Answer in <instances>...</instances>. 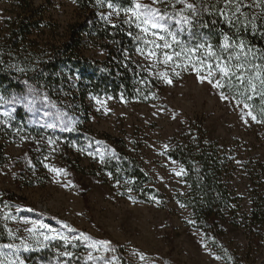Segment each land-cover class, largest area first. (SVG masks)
Segmentation results:
<instances>
[{
    "label": "rangeland",
    "instance_id": "1",
    "mask_svg": "<svg viewBox=\"0 0 264 264\" xmlns=\"http://www.w3.org/2000/svg\"><path fill=\"white\" fill-rule=\"evenodd\" d=\"M138 2L151 4L152 0ZM35 5L43 8L48 25L42 26L40 43L57 33H52L53 26L62 31L81 20L82 12L70 0H35ZM104 6L110 22L131 17V13L117 15ZM12 9L10 1L0 0L1 19L11 15ZM3 29L0 22V34ZM86 53L98 60L106 57L98 46ZM137 56L153 68L152 76L159 79L157 88L147 102L91 97L87 101L90 121L75 115L63 122L85 132L87 141L81 137L68 143L56 114L39 103L32 111L24 104L8 103L9 99L0 103V195L12 197L0 204V224L6 234L28 248H46L47 264H264V244L250 248L247 231L252 227L247 218L252 192L264 194V122L244 115L248 110L242 111L238 99L222 100L221 90L206 80L201 83L190 67H177L187 63L182 58L165 65L162 55L159 63L155 56ZM15 105L24 109L27 123L36 132L15 125ZM49 123L57 127H46ZM197 135L215 142L229 161L227 181L236 198L232 209L237 218L231 215L220 224L222 243L201 228L184 204L187 173L170 156L177 142L191 141ZM114 139L123 141V150L139 160L152 178L149 187L166 195L164 200L153 193L142 200L128 180H113L104 163L110 151L104 142L111 144ZM254 228L263 235L264 225L257 223ZM45 235L57 238L46 241ZM94 241L110 244L92 247ZM115 248L122 249L125 262L115 255ZM3 251L11 256L8 249Z\"/></svg>",
    "mask_w": 264,
    "mask_h": 264
},
{
    "label": "trees",
    "instance_id": "2",
    "mask_svg": "<svg viewBox=\"0 0 264 264\" xmlns=\"http://www.w3.org/2000/svg\"><path fill=\"white\" fill-rule=\"evenodd\" d=\"M7 1L13 6L11 15L4 19L0 17V22L5 26L0 34V96H3L4 100H11L13 96L28 95L31 89L33 94L40 98L38 103L54 112L60 124L70 121V117L75 115L88 122L90 112L87 109V101L91 97L147 102L150 94L157 88L159 79L152 76L153 68L143 63L137 56L141 54L137 51L138 48L145 52L152 48V44L144 42L145 39L154 40L150 36L145 37L135 23L125 22L130 18L122 16L114 22L107 20L104 11L106 3H97V0H75L74 3L70 0L74 7L82 12L81 20L69 23L62 31H59V27L53 26L52 33H57L42 39L40 43L37 38L44 32L42 26H48L44 19L43 8L36 6L35 0ZM111 2L122 8L133 5V0H111ZM205 2L223 8V0H219V3L218 0H205ZM244 3L251 5L253 0H244ZM176 7L180 9L183 5ZM242 12L249 16L253 13L259 15L261 9L247 7L242 8ZM198 19H202L207 26L198 23L194 31L216 46L218 54L227 55V52H221L219 48L224 43V34H227L236 42L243 41L252 52L264 57V34H262L264 27L256 31H253L250 25L244 26L243 23L230 27L223 17L215 14V10L214 14L203 13ZM240 19L243 21L244 17ZM258 23H264V15H260ZM178 39L187 43L189 47L196 42L190 38L187 31L181 33ZM157 43L162 44L163 41ZM97 46L104 51L106 55L104 60L87 55L86 52L90 48ZM172 49L181 50L175 44L172 45ZM172 49H157V51L171 55ZM251 55L252 53H249L250 60ZM256 63L264 65V58H258ZM168 64L174 63L169 61ZM246 67L250 68L251 65ZM257 86L259 92L258 81ZM224 91L238 100L241 99L236 87L231 90L225 88ZM45 96L50 103L43 102ZM245 102L252 106L251 110L258 119L264 120V111H262L264 98L257 94L253 99ZM14 108L15 125L26 132H36L35 127L27 123V113L24 109L18 105ZM64 135L68 143L81 137L86 141L89 139L85 132L76 128L66 131ZM185 140L181 143L177 142L170 152V156L180 162L187 173L188 195L183 202L192 210L201 228L211 232L216 240L222 243L220 224L228 221L231 215L237 218L236 211L232 209L236 198L230 189V182L227 181L228 158L210 139L197 135L191 141ZM109 143V141L104 142L105 149L110 148L109 153L105 155L104 163L113 180L121 181L123 178L128 180L142 200H148L147 193H153L154 196L164 200L166 195L149 187L152 178L144 171L139 160L123 150L121 147L123 141L114 139L111 144ZM250 199L251 211L247 218L252 227L247 229L248 243L250 248H255L264 244V233L261 235L259 230L254 228L257 223L264 225V194L254 190ZM7 200H12L11 195L5 196V193L4 196L0 195V204ZM7 244L18 246V255L24 264H47L46 248H28L23 243H14L0 224V245ZM115 255L125 262L121 248H115ZM235 260L242 261L239 257H235Z\"/></svg>",
    "mask_w": 264,
    "mask_h": 264
},
{
    "label": "snow or ice",
    "instance_id": "3",
    "mask_svg": "<svg viewBox=\"0 0 264 264\" xmlns=\"http://www.w3.org/2000/svg\"><path fill=\"white\" fill-rule=\"evenodd\" d=\"M75 3V0H73ZM97 3H106L109 9H113L117 15L120 11L131 13L129 20L126 23H135V26L145 34V37L150 35L156 38L157 41H163V43H157L155 41H149L145 39L146 44H152L154 49H172V45L175 44L181 50L176 51L172 49V54L169 55L167 52L158 53L153 51L152 48L145 50L137 49L141 55L147 57H157L159 63V55H163V63L168 64L169 61L176 63L174 57L182 58L187 61L186 64H176L177 67H183L188 70L190 67L197 74V77L201 83L207 81L208 84L214 88L221 90L220 97L222 100H233L235 96H228L224 89L231 90L233 87L238 89V94L241 99L237 100V105L243 104V109L248 111L244 115L251 117L252 121L262 123L264 120L258 119L257 115L251 110L252 106L245 102L246 100L253 99V96L259 94L264 98V65L256 63L258 58H264L259 54L252 52V49L248 48L243 41L236 42L232 37L224 34V43L219 48L221 52H227V55H220L216 51V46L211 44L206 37L199 36L194 29L196 25L204 24L202 19H198L203 13L220 15L229 24L230 27H234L237 23H243L244 26H251L253 31H256L260 27H264V23H258L260 15H264V0H253L251 5L245 4L244 0H223V8H217L216 5H210L205 0H152L151 4H143L138 0H133V5L127 9L115 8L111 0H97ZM219 3V0H218ZM157 5H160L158 7ZM176 5H183L182 8L177 9ZM247 7H258L261 9V14L253 13L251 16L242 12V8ZM112 13H109L111 15ZM241 17L244 20L241 21ZM175 29V31H174ZM187 31L190 38L196 41L191 47L187 43L178 39L181 33ZM264 34V33H262ZM203 50V55H200ZM249 53H252L251 60L249 59ZM251 65V67H246ZM206 72L207 75L202 73ZM218 74V78L217 75ZM167 83L171 84V79H168L166 73H162ZM179 75V73H177ZM257 81L259 82V92L257 91ZM243 89V91H239ZM39 97L33 94L30 89L28 95L24 96H13L8 103L11 104H24L28 111H32L37 105ZM5 102L4 97L0 96V103ZM43 102L50 103L48 98L45 96ZM99 102V101H98ZM54 106V105H53ZM15 109L13 108V111ZM39 111V109H37ZM264 111V110H262ZM3 115L8 116V112H4ZM45 116H48V112H44ZM247 123V121H245ZM49 128L57 127L55 123H49L46 125ZM62 131L74 130V125L69 126L67 123L62 122ZM51 143V141H50ZM91 155V153H90ZM101 162H103V155L100 156ZM57 173L63 172V169H53ZM183 171V170H182ZM180 173H177L179 175ZM71 183V182H69ZM183 207V205H181ZM190 223H194L190 221ZM40 227H46L41 225ZM81 235H84L83 233ZM59 236V234H57ZM57 236L49 237L44 236V240L56 239ZM61 239L67 240V237H60ZM96 244L108 245L109 241H94L91 245L94 247ZM8 249L11 252V256L3 251ZM18 246L12 244L0 245V264H24V261L20 259L18 255ZM27 250V248H25ZM61 255L71 256L70 252H63ZM89 259H92L89 254ZM140 259L143 260L144 256L141 254ZM220 259V257H216Z\"/></svg>",
    "mask_w": 264,
    "mask_h": 264
}]
</instances>
